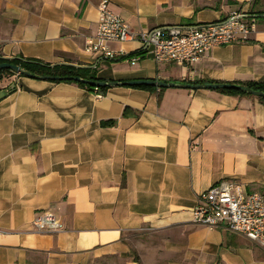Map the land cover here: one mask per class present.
Returning a JSON list of instances; mask_svg holds the SVG:
<instances>
[{
  "label": "crops",
  "instance_id": "obj_1",
  "mask_svg": "<svg viewBox=\"0 0 264 264\" xmlns=\"http://www.w3.org/2000/svg\"><path fill=\"white\" fill-rule=\"evenodd\" d=\"M100 1L0 0V56L91 66L105 82H264V0H108L135 33L258 15L247 42L211 48L188 67L155 63L135 42L111 45L142 52L133 65L86 54ZM11 83L0 100V264H137L131 240L143 264H264L256 243L191 221L214 183L264 193V106L255 98L120 85L99 96L16 74L0 89ZM43 211L63 229L33 231Z\"/></svg>",
  "mask_w": 264,
  "mask_h": 264
},
{
  "label": "built area",
  "instance_id": "obj_2",
  "mask_svg": "<svg viewBox=\"0 0 264 264\" xmlns=\"http://www.w3.org/2000/svg\"><path fill=\"white\" fill-rule=\"evenodd\" d=\"M255 28L256 18L252 14L232 11L217 23L174 25L135 33L111 11L108 0H101L96 30L85 40L83 51L118 59L124 56V51L114 50L111 45L135 42L148 49L155 63L188 67L211 48L247 42ZM126 60L133 65L138 58ZM191 221L243 236L264 251V193L247 192L241 184L232 181L214 183L198 195L197 205L191 211ZM31 226L38 233L63 229L61 221L47 211L37 213Z\"/></svg>",
  "mask_w": 264,
  "mask_h": 264
},
{
  "label": "trees",
  "instance_id": "obj_3",
  "mask_svg": "<svg viewBox=\"0 0 264 264\" xmlns=\"http://www.w3.org/2000/svg\"><path fill=\"white\" fill-rule=\"evenodd\" d=\"M253 16L256 18L258 15L257 16L253 15ZM141 53L142 52L129 54L119 59L123 60L129 57L138 56ZM1 63H7L13 66H17L23 71L28 72L32 76L31 78H34V79H38V77H41V76H52V77H59V78L78 77L88 82L103 81L102 79L97 77L96 70L94 68H76L73 66L63 65V64L51 66V64L49 63H46V62H43V61H40L34 58H25L20 54L13 56L10 59H3L0 56V64ZM14 75L15 73H13L11 70L0 69V82ZM51 82L53 83H60V82L73 83L87 91L94 92L96 95H99V96H104L107 90L109 89V87L107 86L94 87L86 83L75 82L72 80H53ZM234 84L243 85V86L251 88L252 90H259V91L264 92V82H245V83L234 82ZM132 87L136 89L147 90V91H157L158 93H160L163 90L162 88H155V87L146 86V85H139V86H132ZM218 92L222 94L238 96V97L255 98L259 103H261L264 106V97H258V98L251 97L249 95H246L244 93H241L239 91H234V90H218ZM104 124H113V122H108ZM136 263L139 264L138 260L136 261Z\"/></svg>",
  "mask_w": 264,
  "mask_h": 264
},
{
  "label": "water",
  "instance_id": "obj_4",
  "mask_svg": "<svg viewBox=\"0 0 264 264\" xmlns=\"http://www.w3.org/2000/svg\"><path fill=\"white\" fill-rule=\"evenodd\" d=\"M3 59H10L12 57H1ZM58 64H63V65H69L73 66L76 68H92L91 66H84V65H76V64H70V63H58ZM58 64H53V65H58ZM51 65V66H53ZM0 69H8L11 70L13 73L16 75H21L25 77H32L28 72L23 71L17 66H13L7 63H1L0 64ZM40 80H48V81H53V80H72L75 82H81V83H86L89 85H92L94 87H112V86H139V85H146V86H151L155 88H172V87H182V88H188L192 90L196 89H206V90H234V91H239L241 93H244L246 95H249L251 97H264V92L259 91V90H252L249 87L239 85V84H234V83H200V84H178L174 82H164L160 80H155V79H134V80H129V81H95V82H88L85 80H82L78 77H72V78H59V77H52V76H41L38 77ZM15 90V84L11 83L9 84L6 88H3L0 90V100L4 99L7 95L12 93Z\"/></svg>",
  "mask_w": 264,
  "mask_h": 264
},
{
  "label": "rangeland",
  "instance_id": "obj_5",
  "mask_svg": "<svg viewBox=\"0 0 264 264\" xmlns=\"http://www.w3.org/2000/svg\"><path fill=\"white\" fill-rule=\"evenodd\" d=\"M144 241H148L147 239H145ZM129 246H130V251H129V255H130V257H131V259L134 261V260H139L140 261V263L139 264H143L142 262H141V259H140V254H139V252H137V250L135 249V247H134V242H133V240H131L130 242H129ZM161 264H163V263H161Z\"/></svg>",
  "mask_w": 264,
  "mask_h": 264
}]
</instances>
